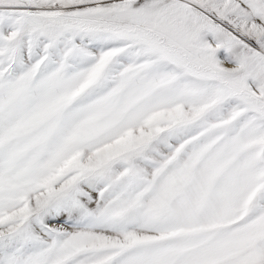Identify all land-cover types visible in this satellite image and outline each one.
I'll use <instances>...</instances> for the list:
<instances>
[{"label":"snow or ice","instance_id":"1","mask_svg":"<svg viewBox=\"0 0 264 264\" xmlns=\"http://www.w3.org/2000/svg\"><path fill=\"white\" fill-rule=\"evenodd\" d=\"M0 264H264V0H0Z\"/></svg>","mask_w":264,"mask_h":264}]
</instances>
